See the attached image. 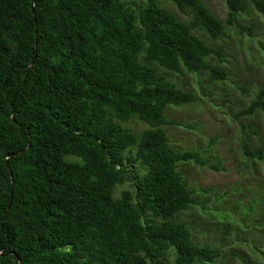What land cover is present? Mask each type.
<instances>
[{
	"label": "trees",
	"instance_id": "1",
	"mask_svg": "<svg viewBox=\"0 0 264 264\" xmlns=\"http://www.w3.org/2000/svg\"><path fill=\"white\" fill-rule=\"evenodd\" d=\"M171 1L184 18L160 0H0V264L219 257L179 219L195 200L178 166L208 160L169 144L163 126L178 122L167 107L195 96L167 73L227 79L212 61L221 49L198 33L217 39L250 8L264 18V0H227L223 21L204 0ZM257 112L264 87L237 115ZM132 117L149 128L118 122ZM241 127L243 153L264 160L258 133ZM127 181L132 189L115 197Z\"/></svg>",
	"mask_w": 264,
	"mask_h": 264
},
{
	"label": "rangeland",
	"instance_id": "2",
	"mask_svg": "<svg viewBox=\"0 0 264 264\" xmlns=\"http://www.w3.org/2000/svg\"><path fill=\"white\" fill-rule=\"evenodd\" d=\"M160 3L184 18L171 0ZM204 3L217 18L226 19L227 0ZM238 24L226 25L217 39L198 33L221 49L222 56L212 61L222 62L227 79L211 81L208 70L167 73L172 82L195 96L194 102L167 107L166 117L178 122L163 126L169 144L181 151H199L208 160L202 166L191 161L178 166L194 190L195 200L179 219L189 226L194 243L220 253L214 261L196 264H264V160L249 158L241 145L243 133L248 131L241 124L250 125L258 133L253 143L264 151V114L237 115L264 87V18L250 8L247 14L240 13ZM118 122L138 133L149 128L136 117ZM133 170L142 173L138 166ZM123 189L131 190V181L116 185L114 196ZM167 264H174L171 256Z\"/></svg>",
	"mask_w": 264,
	"mask_h": 264
}]
</instances>
